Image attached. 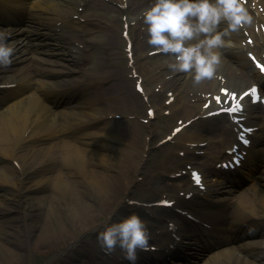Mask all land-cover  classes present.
<instances>
[{"label": "bare ground", "instance_id": "obj_1", "mask_svg": "<svg viewBox=\"0 0 264 264\" xmlns=\"http://www.w3.org/2000/svg\"><path fill=\"white\" fill-rule=\"evenodd\" d=\"M49 1L51 0L8 1L13 5L16 4L29 22L39 25V28L34 27L31 30L20 28L4 32L6 39H12L5 41L7 46L14 49L10 65L13 63L16 65L19 61L26 62L29 53H23L34 46L40 49L44 43L40 41L52 40L55 43L48 44L55 45L54 50L57 51H53L52 54L66 61L68 66H65V71L61 68L54 70V73L42 67L46 63L39 62V66L33 72L28 73L39 76L36 89L32 86L34 83L32 78H28L27 74L24 78H19L20 81L15 79L5 84L14 86L9 89L12 93L9 96L10 101L3 98L1 102L5 106L0 107L2 108L0 111V264H21L25 260V255L28 256L29 253L35 254L39 259L44 255L54 253L56 256L53 259L57 260L63 251L76 249L75 244L79 240L83 238L90 240L96 231L103 230L116 222L120 209L128 201L133 200L132 186L124 187V185L130 183L126 180L135 176L142 170V165L146 164L145 154L151 149V141L156 136L153 126L158 113L154 110L153 120L146 114L147 119L148 117L150 119L147 125H143L140 121L143 102L138 97L137 91L128 88L129 79H126L123 68L120 65L103 62L102 56L105 49L111 48L114 42L119 41L117 35L113 34V30H116L113 28L114 25L127 24L129 33L132 34L133 54L131 58L126 55L127 66H124V69L129 70L130 73L135 70L136 81L143 86V95L148 98V103H146L150 105L148 109H154L152 105L156 103L154 102L155 97L158 99L164 96L165 92V96L167 94L165 100L173 98L168 106L170 116L177 117V121L181 119V123H184L197 115L208 113L223 103L217 104L211 100V103L215 105L205 110V102L195 111L189 110L188 107L182 108L181 85L187 82L189 89L194 86L192 81L184 74L170 73L162 66L165 55H153V48L140 52L149 47L147 34L145 28L140 27V24L145 26L142 17L139 21L133 15L151 0H141L140 4H136L134 0H54L52 1L54 3ZM113 5L114 8L111 7ZM79 7L86 9L87 14L84 17L80 16ZM76 16L79 17L76 19ZM134 20L138 24L133 23ZM68 22L71 25L67 30L65 25ZM84 22L85 24L93 23L87 29L81 27ZM0 32L3 31L0 30ZM17 32H21L22 35L18 36ZM70 33L74 34V38L66 40L65 34ZM232 38L233 34L230 39ZM234 40L238 44L241 43L239 38H234ZM72 41L75 42L72 43ZM72 44L77 45L78 49ZM88 48H91L92 65L98 66V70L93 71L94 73H88L92 71V68L87 70L90 61ZM145 51L147 52L144 53ZM232 57L234 64L240 62L243 69H249L250 72L255 73L256 79L262 78L252 69L251 63L246 60L243 52L232 53ZM231 65L229 67L221 61L217 77L196 85L195 89L198 88L196 94L199 91L205 93L208 95L205 99L207 101L211 99L210 93L212 92V95H220L223 101L225 98L221 95L223 89L227 88L232 91L248 83L249 78L246 75L237 76L232 63ZM146 67L149 70L144 69ZM25 69L22 70L25 71ZM105 69H111L109 71L111 73L105 74ZM161 73L165 74L159 78L155 86L160 84L158 92L149 91L144 82L149 80L148 76ZM166 75L170 76L163 82L162 79ZM93 76H97L94 84V80H88ZM63 77L68 79L59 80ZM43 78L55 79L53 87L58 85L60 88H65L78 83L82 84V87L68 93L54 92L46 87L42 81ZM110 79L112 81L121 79V82L110 86L113 90L108 95L111 108L105 109L108 117L94 119L93 121L99 125L91 127L93 129H83L86 128V124L80 120V117L95 112L73 111L68 116L63 111L58 115L48 116L45 108L38 106L35 97V93H39L52 102L55 108L68 109L67 107L70 106L69 108L76 110L78 107L82 108L83 105L86 108L89 105V108L94 109L99 104L104 106L107 102L104 98L101 101L98 99L99 93L96 89H102V86L106 85ZM166 86L170 88L166 89ZM33 90H35L32 92L34 94L29 95L28 93ZM198 100L202 101L201 98ZM4 107L7 110H4ZM262 112L264 113V110ZM116 114L121 115L123 119L118 121L113 117ZM71 119L76 121L70 123ZM179 125L174 126L168 134L171 142L181 141L183 143L181 148H175V152H183L186 157L190 155L191 150L195 154L202 150L200 144L205 140L196 137L195 134H187L189 130L186 128L172 137L171 133ZM71 128L73 130L69 133V139L62 140L57 135L59 130L64 129V134ZM144 132L147 133L145 137L151 138L150 142L143 141ZM191 144L196 147L191 149ZM22 145H27V148L23 149L22 151H25L23 153L21 151L17 158V149ZM10 159L16 160L19 168L11 164L8 161ZM189 159L193 164L197 163L193 155ZM179 160L180 162H174L164 174L175 172L183 163L182 159L179 158ZM256 164H258V169H262L259 175L260 185L256 188L252 187L254 195L251 196L247 190H242L237 191L239 200L236 204L216 201L214 207H209L212 209L213 216H202L203 204L198 198L190 202L185 198L181 199L179 193L182 190L179 189L178 184L171 189L170 187L153 189L150 186L151 183L143 184V188L148 187L152 195L149 198L142 197V209L154 218V222L144 224L152 225L162 222L161 217L166 216L168 213L165 212L169 210L159 213L163 210L162 208L156 206H152L153 209L148 208L146 203L150 200L158 202L167 199L163 197L170 192L174 196L170 199L168 195L167 200L176 199L177 204L187 201L186 210L198 221L187 227L190 231L184 232L183 230V236L188 237L191 232H198L200 227H203L202 220L224 224L234 236L240 234L243 229L241 238L235 239V237L234 242L237 244L235 247L245 253L246 257H241L240 253H236L232 248L228 250L222 248L221 245L224 244L222 242L219 250L210 255L204 264H264V241L245 242L246 239L258 234L264 236V148L260 150L254 163L249 165L250 173ZM215 172L219 173L216 170ZM30 182L35 183L29 185ZM232 184V182L229 183V188ZM222 188L224 187H218L216 190ZM259 191L261 195L257 194ZM25 198L36 200L37 204L28 206L27 209L19 207L20 202ZM21 209L24 211V218L21 215L19 217L15 213L12 214ZM102 215H106L104 221H101ZM19 218L23 219L21 225L17 223ZM167 232L170 235V230ZM176 234L179 236L182 234L179 228ZM148 236V241H155L158 235L155 232ZM172 243H174L173 239ZM97 248L103 258L107 257L106 259L114 264L123 258L122 252L118 254L113 251L108 254L100 246ZM167 251L168 248L163 253Z\"/></svg>", "mask_w": 264, "mask_h": 264}, {"label": "clouds", "instance_id": "obj_2", "mask_svg": "<svg viewBox=\"0 0 264 264\" xmlns=\"http://www.w3.org/2000/svg\"><path fill=\"white\" fill-rule=\"evenodd\" d=\"M148 45L166 54L163 67L172 74H184L193 85L217 77L220 50L230 46V37L252 16L244 0H153L142 14ZM0 32V67L11 64L14 49ZM148 232L138 215L114 222L97 235L103 251L120 248L124 259L135 264L137 251L148 246Z\"/></svg>", "mask_w": 264, "mask_h": 264}, {"label": "rangeland", "instance_id": "obj_3", "mask_svg": "<svg viewBox=\"0 0 264 264\" xmlns=\"http://www.w3.org/2000/svg\"><path fill=\"white\" fill-rule=\"evenodd\" d=\"M29 25L32 28L37 26V25L32 24V23H29ZM121 32H122V26L120 25L118 27V31H117V34H118L117 36L120 39V41L119 42H114L115 44L112 46L113 47L112 49H110V48L109 49H105V51L103 52V56H102L103 57V62H106V64H110V65L111 64L120 65L123 68L122 69L123 73L127 74V76H130V73L129 72L126 73L127 70L124 69V66H125V63H126V61H125V46L126 45H125V40L122 37V33ZM41 42H44V41H41ZM49 42H53V44L55 43L52 40H46V43H49ZM89 54L91 55V53H89ZM41 57H44L46 59H49V60L46 61V65H44V68H47V67L51 66V65H49L50 62H52L51 60H60V61H62L61 59H58L57 57H48V56L41 55L39 53H37V55L34 56L33 61L36 60L37 62H40V61H42V58ZM91 62H92V60H91V56H90V61H89L90 65H92ZM93 66L96 67V69L98 70V66H96V64H94ZM49 68L52 69L54 67H49ZM110 70L111 69H105L104 70V73L107 74ZM109 73H111V72H109ZM117 77H120V76H117ZM121 78H122V76H121ZM42 81H44V84L45 85H47L48 87H50L52 85V83L54 82V79L44 78V79H42ZM132 81L133 82H131L129 80L128 88H131V90H134L133 87L135 85V80H132ZM118 82H121V79L116 80V81H111L110 80L108 82V84H106L105 87H102V89H96L98 91V93H99L98 94V99L101 101L104 98L105 101H107V102H105L104 106L102 104H99V106L95 107L94 109H92V108L89 109V105H87V108H88L87 109L86 106L83 105L82 108L78 107L76 110H73V109L69 108L70 106L67 107L68 109H65L64 107H62V108L59 109V108H54V105H52L51 102L48 100L49 103L47 105L50 107L49 108L50 110L49 109L48 110L50 111V114H52V116L53 115H58L60 112H63V111H64V114H66L68 116H70L73 111H76V112H83L84 111V112H87V113L88 112H95V113H93V115H97V116H100L101 115L102 116L105 113V111H106L105 109L111 108V106H109V103L110 102L108 101V95L111 94L113 92V90H112V88L110 86L112 84L115 85ZM148 86H150L152 88V86H154V85H153V83H151ZM191 88L192 89H195V87H191ZM57 89H59V88H57ZM29 95H31V92L29 93ZM190 95L192 97H195L196 96V94H190ZM138 97L142 100V97L140 95ZM184 100L185 99L183 98V101ZM77 106H78V104H77ZM99 107H103L104 109H100ZM146 109L147 108L145 107L144 110H143V114H142L143 118H145V116H146ZM159 112H161V111H159ZM93 115H85V116L80 117V118H82V120L88 122V121L91 120V117ZM75 121H76L75 119H71L70 120V123H73ZM174 121H175V118H173V119L172 118L171 119L170 118H167V116L162 115L161 113H160V117H158L154 121V122H156V125L153 126V128L156 130V133L158 134V137H155L154 140H153V148L151 149V151L148 153V156L146 157L147 159H146V165H145L146 169L148 171H150L151 174L149 172H147V170H143L142 175L139 176L138 178H136V180H138V184L140 183L141 180L143 182L146 179V180H152V183L151 184H152L153 188L156 187V186H158L159 182L157 181V178H156V175H157L158 172L152 173V170H153L154 164H155L154 162H156L158 160V158L163 157L162 162L164 164H166V165H169L170 162H171V160L169 158H167L166 156L170 152V150L172 149V145H174V143H168V144H164V145H159L158 142H159V140H160L161 137H163L164 135H166L169 132L170 127L173 125ZM72 128L69 129L68 132H66V133L64 132V134H63V130L64 129L59 130L60 132L57 135L62 140L69 139L68 136H69V133L73 130ZM91 129H93V128H91ZM80 146H82V145H80ZM26 148L27 147L20 148L17 151V155L19 156L20 153H21V151L23 149H26ZM24 151H22V153ZM8 161H10V163H12V164H14V163L17 164V161H14V160H8ZM115 174L117 175V172H115ZM117 177L120 178V176H117ZM133 182H135V176L133 178ZM168 182H169V180H165V182H164L163 185H166ZM34 183L35 182H30L28 184L29 185H34ZM251 186H252V184L251 185H246V186H243L242 189H248ZM138 192H139V189H137V193ZM144 194H147V191L140 188L139 195H144ZM148 194L150 195L151 193H148ZM253 194H254V192L251 190L250 191V195H253ZM35 204H37V201L36 200H31L30 198H28V199L25 198V199H23L20 202L19 207L24 208V209H27L28 206L35 205ZM129 208H133V207L130 206ZM13 213H15L16 215H18L19 217L21 215L22 218H24V211H23V209H21L20 211L17 210L16 212L14 211V212H12V214ZM123 214H124V217L125 218L131 215V213L129 211H126V210H124L122 212V215ZM22 218H19V220L17 222L20 225H21V223L23 221ZM97 235H98V233H96L95 236L92 237L91 240L93 242H95L97 240ZM91 240H88L87 241L89 243L85 244V247H86V252H89V253H91V254L94 255L92 257V261H90L89 254L87 255V254L80 253V258H79L78 261L74 262L75 264H87V262H89V264H107V263L103 262V259H100L99 258V254L96 251V245H94ZM256 240H258V239H256ZM82 241H86V239L80 240V242L76 244V246H78V248H82L81 247ZM249 241H255V239L254 238H251L247 242H249ZM226 246L229 248V245L228 244ZM116 249L118 251H120L119 248H116ZM214 251H216V249ZM31 254L29 253L28 256L25 255V260L21 264H52L54 262H55V264H65L64 262H62L63 260L70 261L71 258L75 255V253H74L73 250L63 251L61 253L62 254L61 260L52 261V258L55 255L48 254V255L42 256L39 259L35 254H33V253H31ZM204 262H205V260H204ZM204 262H203V264H204Z\"/></svg>", "mask_w": 264, "mask_h": 264}, {"label": "snow or ice", "instance_id": "obj_4", "mask_svg": "<svg viewBox=\"0 0 264 264\" xmlns=\"http://www.w3.org/2000/svg\"><path fill=\"white\" fill-rule=\"evenodd\" d=\"M245 95H252L255 99H259V97L256 96V89H252L251 93H245ZM235 99V97H233ZM240 99H243V97H240ZM240 110V104L237 103L235 108L229 109L230 112H235ZM193 179L196 181L197 184H199L200 179L197 174H193Z\"/></svg>", "mask_w": 264, "mask_h": 264}]
</instances>
